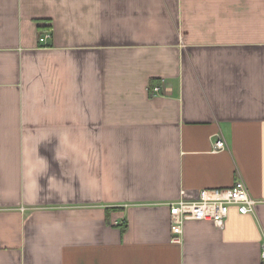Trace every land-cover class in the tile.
<instances>
[{
	"label": "crops",
	"instance_id": "0c3cea01",
	"mask_svg": "<svg viewBox=\"0 0 264 264\" xmlns=\"http://www.w3.org/2000/svg\"><path fill=\"white\" fill-rule=\"evenodd\" d=\"M239 180L255 215L173 242L169 204ZM263 243L264 0H0V264H261Z\"/></svg>",
	"mask_w": 264,
	"mask_h": 264
},
{
	"label": "built area",
	"instance_id": "2783aa9c",
	"mask_svg": "<svg viewBox=\"0 0 264 264\" xmlns=\"http://www.w3.org/2000/svg\"><path fill=\"white\" fill-rule=\"evenodd\" d=\"M50 37V32H47L40 37L39 42L44 43ZM154 92L158 94L160 89L157 88ZM225 150V142L218 138L215 141L214 151ZM257 205L258 201L251 196L247 186L241 180L231 188L201 191L199 199L195 201L180 200L171 203L169 206L174 235L173 242L181 241L183 227L189 221L210 222L219 229H223L231 208H236L240 215L249 216L256 214ZM260 259L261 264H264V243Z\"/></svg>",
	"mask_w": 264,
	"mask_h": 264
},
{
	"label": "trees",
	"instance_id": "16d2710c",
	"mask_svg": "<svg viewBox=\"0 0 264 264\" xmlns=\"http://www.w3.org/2000/svg\"><path fill=\"white\" fill-rule=\"evenodd\" d=\"M125 229V228H124Z\"/></svg>",
	"mask_w": 264,
	"mask_h": 264
}]
</instances>
